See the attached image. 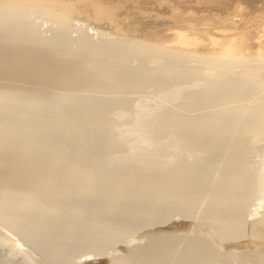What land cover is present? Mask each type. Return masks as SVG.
<instances>
[{
  "label": "bare ground",
  "instance_id": "obj_1",
  "mask_svg": "<svg viewBox=\"0 0 264 264\" xmlns=\"http://www.w3.org/2000/svg\"><path fill=\"white\" fill-rule=\"evenodd\" d=\"M44 1L0 0V224L52 264L182 217L243 237L245 210L264 190L260 66L232 44L200 57L154 38L145 50L74 37L66 0H48L59 25L42 33L22 9ZM78 1L119 22V4ZM182 246L156 236L135 264H176Z\"/></svg>",
  "mask_w": 264,
  "mask_h": 264
},
{
  "label": "rangeland",
  "instance_id": "obj_2",
  "mask_svg": "<svg viewBox=\"0 0 264 264\" xmlns=\"http://www.w3.org/2000/svg\"><path fill=\"white\" fill-rule=\"evenodd\" d=\"M103 1L119 4V22L101 21L95 17L93 9L81 1L66 0L73 4L74 12L65 16L64 23L74 37L83 34L93 42L111 45L126 41L131 48L141 45L145 50L151 48L154 38L165 48L173 50L175 47L174 50L178 52L193 51L200 57L232 44L238 46L241 54L253 66H260L264 73V0ZM50 5L51 2L46 0L38 7H23V20L42 33L55 30L59 24L52 19L53 13L48 8ZM61 8L57 7L54 13L61 14L64 11ZM260 145L264 146V142ZM259 159L262 160V157L256 156L254 159L257 168L263 165ZM252 198V205L245 210L243 237L228 235L223 239L210 226L199 225L202 223L182 217L135 231L128 242L119 243L107 255L74 253L68 261L72 264H133L134 261L135 264L139 248L148 249L152 238L174 236L180 246L185 243L183 245L190 250L182 252L176 264H194V261L195 264H264V190L257 191ZM194 227L200 231L198 234L203 239L188 245L193 239L191 230ZM9 229L0 224V264H52L38 247L28 244L18 232ZM206 237L208 240H205ZM196 249L201 250L200 257L192 259L189 254ZM141 259L145 260L144 257ZM198 259H202V262Z\"/></svg>",
  "mask_w": 264,
  "mask_h": 264
}]
</instances>
